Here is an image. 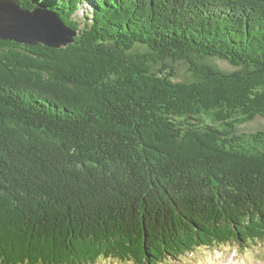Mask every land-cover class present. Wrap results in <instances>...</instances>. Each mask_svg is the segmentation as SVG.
Listing matches in <instances>:
<instances>
[{"label":"trees","instance_id":"obj_1","mask_svg":"<svg viewBox=\"0 0 264 264\" xmlns=\"http://www.w3.org/2000/svg\"><path fill=\"white\" fill-rule=\"evenodd\" d=\"M16 1L78 35L0 39V264L264 242V0Z\"/></svg>","mask_w":264,"mask_h":264},{"label":"water","instance_id":"obj_2","mask_svg":"<svg viewBox=\"0 0 264 264\" xmlns=\"http://www.w3.org/2000/svg\"><path fill=\"white\" fill-rule=\"evenodd\" d=\"M77 35L58 12L46 6L29 8L16 0H0V39L60 48Z\"/></svg>","mask_w":264,"mask_h":264},{"label":"rangeland","instance_id":"obj_3","mask_svg":"<svg viewBox=\"0 0 264 264\" xmlns=\"http://www.w3.org/2000/svg\"><path fill=\"white\" fill-rule=\"evenodd\" d=\"M88 5L89 4L87 3V6ZM195 60L197 59L195 58ZM209 61L212 64L218 65L222 69L234 70V67L227 60L213 57L210 58ZM189 66L190 63H187L185 60L180 61L176 65L179 72V75L177 76L178 80L187 78ZM258 130H264L263 116H257L254 120L246 122L239 127V131L243 133H253ZM208 247L209 246L198 247L194 252H186V255L182 256L180 260L173 259L174 257L169 256L170 258H167L165 264H229L231 259H235L239 264H245L244 261L247 262V264H264V243L262 242H258L254 248L248 247L245 249L237 248L230 244L223 245L224 249ZM235 248H237V251H235ZM214 256H216V258ZM243 258L245 259L243 260ZM98 261L99 264H121V259H109L107 257L98 258ZM122 264L128 263L123 262Z\"/></svg>","mask_w":264,"mask_h":264},{"label":"bare ground","instance_id":"obj_4","mask_svg":"<svg viewBox=\"0 0 264 264\" xmlns=\"http://www.w3.org/2000/svg\"><path fill=\"white\" fill-rule=\"evenodd\" d=\"M214 264V263H213Z\"/></svg>","mask_w":264,"mask_h":264}]
</instances>
